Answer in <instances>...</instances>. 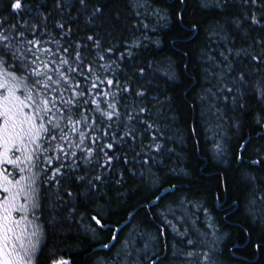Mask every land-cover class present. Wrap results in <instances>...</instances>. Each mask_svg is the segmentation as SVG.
I'll return each instance as SVG.
<instances>
[{
  "label": "trees",
  "instance_id": "obj_1",
  "mask_svg": "<svg viewBox=\"0 0 264 264\" xmlns=\"http://www.w3.org/2000/svg\"><path fill=\"white\" fill-rule=\"evenodd\" d=\"M14 2L0 0L3 27L15 25L27 39L54 37L69 47V56L80 45L89 63L97 52L103 54L105 60L98 63L112 65L111 91L118 93L119 112L135 117L128 121L122 115L119 125L112 122L107 129L119 140L128 130L125 125L135 128L134 140L126 137L109 152L110 165L92 145L96 151L90 163L78 152L75 158H64L55 180L41 177L43 237L35 264L60 259L110 264L122 242L133 238L129 259H135L136 248L148 244L147 252L139 253L140 264H187L188 251L196 253L191 264H202L205 251L214 264H264V128L254 123L264 104L249 89L234 106L236 93L219 90L233 86L240 72L249 82L264 76V65L251 59L264 57V0H85L84 5L79 0H20L19 10L12 7ZM229 49L225 62L220 52L228 55ZM209 55L220 63L212 71L222 73L223 81L215 76L205 80L204 69L212 67ZM229 64L232 72L227 71ZM166 72L175 79H168ZM107 75L113 78L111 72ZM209 87L218 98L201 100ZM210 102L216 107L209 108ZM141 108L146 111L140 113ZM148 124L153 127L148 129ZM106 141L111 139L99 144ZM59 164L53 161L46 176ZM161 213L188 236H177ZM93 216L106 227L97 225ZM116 229L113 246L103 248ZM188 239L195 245H187Z\"/></svg>",
  "mask_w": 264,
  "mask_h": 264
},
{
  "label": "snow or ice",
  "instance_id": "obj_2",
  "mask_svg": "<svg viewBox=\"0 0 264 264\" xmlns=\"http://www.w3.org/2000/svg\"><path fill=\"white\" fill-rule=\"evenodd\" d=\"M79 3L84 5L85 0H79ZM12 7L21 9L20 0H15ZM96 11L99 12L100 9L97 8ZM252 22L257 23L255 18ZM26 26L23 24L20 27ZM57 27L63 29L64 25L57 24ZM144 27L147 28V24H144ZM32 35L35 37V29ZM88 40L94 38L89 36ZM80 47L77 45L74 56H69V47H64L54 37L44 41L37 38L27 39L15 25L5 28L0 21V264H35L43 237V225L39 222L41 184L44 183L42 176L47 181L55 180L64 167V158H75L78 152L83 154L82 159L86 164L90 163L96 151L92 145L97 146L110 165L112 157L109 152L114 145L126 137L135 139L134 127L125 125L128 130L119 140L114 133L107 130L111 128L112 122L119 125L122 115H125L128 121L135 117L131 112L122 114L118 110V93L111 91L115 79L111 63H98L105 60V56L100 52H97L95 60L89 63L80 52ZM95 47L100 48L99 40H95ZM107 51L111 53L112 49ZM230 54L231 49L228 50V55L220 52L225 62ZM251 59L264 65V57L252 55ZM207 62H210L212 67L204 69L205 80L210 82V78L215 76L218 81H223L222 73L212 71L213 67L219 69L220 63L211 55L208 56ZM227 71H233L230 64L227 65ZM110 72L113 78H108L107 74ZM142 72L143 70L141 74ZM165 75L170 80L175 79L172 72H166ZM115 83L118 86L119 80L116 79ZM249 89L254 98L264 104V76H256L254 82H249L245 73L240 72L233 80V86L225 84L219 90L230 94L235 92L236 94L232 95V103L235 106L238 99H243ZM123 91L127 92L129 89L125 88ZM204 91L206 95H202L201 100L211 97L212 101H215L218 98L211 87ZM137 95L142 96L143 93L138 92ZM224 99L227 100L228 97ZM215 107L214 102L209 103V108ZM239 107L243 109L244 105L239 104ZM145 111L144 108L140 109V113ZM140 122L145 123L143 120ZM254 123L264 128V113H257ZM152 127V124L147 125L148 129ZM101 132L103 136L99 135ZM106 137L110 138L111 142L106 141L100 145L99 141ZM151 139L155 140L156 137L152 136ZM160 147L156 144L154 150L159 151ZM216 147L218 153L222 151L219 145ZM53 161H59L60 164L52 171L51 176H46ZM252 163L259 165L261 161L253 160ZM79 179L83 180L84 177L80 176ZM93 179L99 181L102 178L95 176ZM255 179L250 177L252 182H255ZM159 199L160 197H157L156 201ZM161 215L177 236H188L187 230L180 232L166 215ZM92 219L101 228L106 227L96 216ZM208 227L212 228L213 225L209 224ZM118 232L119 229H116L111 240L102 247L110 249L117 239ZM200 235L205 236L206 233ZM195 243L192 239L187 240L189 246H194ZM134 246L135 238L131 242L124 240L122 246L113 253L115 259H112L110 264H140L139 253H146L148 244L145 243L143 249L136 248L135 259H129L133 256ZM184 255L187 264H191V259L196 253L188 251ZM52 264H68V261L53 260ZM151 264H156V261L152 260ZM202 264H214L209 251L203 253Z\"/></svg>",
  "mask_w": 264,
  "mask_h": 264
}]
</instances>
